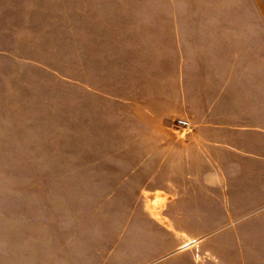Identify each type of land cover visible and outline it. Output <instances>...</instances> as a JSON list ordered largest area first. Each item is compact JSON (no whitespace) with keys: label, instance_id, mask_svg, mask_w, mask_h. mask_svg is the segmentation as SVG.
Returning <instances> with one entry per match:
<instances>
[{"label":"rangeland","instance_id":"1","mask_svg":"<svg viewBox=\"0 0 264 264\" xmlns=\"http://www.w3.org/2000/svg\"><path fill=\"white\" fill-rule=\"evenodd\" d=\"M183 33L234 39L238 86L264 89V0H0V264H216L245 208L206 189L170 226L166 196L138 193L148 179L122 184L152 148L118 91L143 42Z\"/></svg>","mask_w":264,"mask_h":264},{"label":"crops","instance_id":"2","mask_svg":"<svg viewBox=\"0 0 264 264\" xmlns=\"http://www.w3.org/2000/svg\"><path fill=\"white\" fill-rule=\"evenodd\" d=\"M171 40L143 42L139 64L134 55L129 93L118 91L119 112L122 103L139 110L142 144L147 139L152 148L133 156L142 165L122 184L138 175L148 179L138 193L166 196L163 216L170 226L176 225L174 211L188 208V196H200L201 204L193 202L203 208L206 189H211L213 209L245 208L243 216H231L232 227L214 236L228 244L214 249V262L264 264L263 77L254 92L245 76L238 86L227 49L234 39L183 33L174 44ZM177 118L190 126L177 129L172 123ZM186 129V136L177 138L174 132ZM144 164L147 175H142Z\"/></svg>","mask_w":264,"mask_h":264},{"label":"bare ground","instance_id":"3","mask_svg":"<svg viewBox=\"0 0 264 264\" xmlns=\"http://www.w3.org/2000/svg\"><path fill=\"white\" fill-rule=\"evenodd\" d=\"M162 196H164V195L161 194V193H158V194H155V195L154 194H151L150 195V204H151V206L152 207H155L158 199L161 198ZM154 210H155V213H156V217L158 219L163 220V221H166V218L160 213V210H158V209L157 210L154 209Z\"/></svg>","mask_w":264,"mask_h":264},{"label":"built area","instance_id":"4","mask_svg":"<svg viewBox=\"0 0 264 264\" xmlns=\"http://www.w3.org/2000/svg\"><path fill=\"white\" fill-rule=\"evenodd\" d=\"M175 126L176 127H189L190 122L185 119H177V121L175 122Z\"/></svg>","mask_w":264,"mask_h":264}]
</instances>
